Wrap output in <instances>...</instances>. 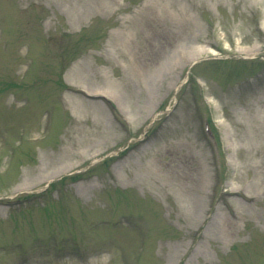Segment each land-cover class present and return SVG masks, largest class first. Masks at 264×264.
I'll return each instance as SVG.
<instances>
[{
	"label": "rangeland",
	"instance_id": "obj_1",
	"mask_svg": "<svg viewBox=\"0 0 264 264\" xmlns=\"http://www.w3.org/2000/svg\"><path fill=\"white\" fill-rule=\"evenodd\" d=\"M0 264H264V0H0Z\"/></svg>",
	"mask_w": 264,
	"mask_h": 264
},
{
	"label": "bare ground",
	"instance_id": "obj_2",
	"mask_svg": "<svg viewBox=\"0 0 264 264\" xmlns=\"http://www.w3.org/2000/svg\"><path fill=\"white\" fill-rule=\"evenodd\" d=\"M150 21H152L151 18H150Z\"/></svg>",
	"mask_w": 264,
	"mask_h": 264
}]
</instances>
